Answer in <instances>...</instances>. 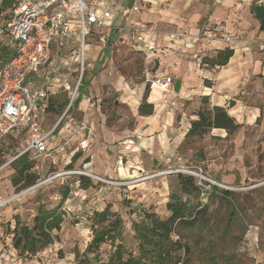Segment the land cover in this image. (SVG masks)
<instances>
[{
    "label": "rangeland",
    "instance_id": "374dc122",
    "mask_svg": "<svg viewBox=\"0 0 264 264\" xmlns=\"http://www.w3.org/2000/svg\"><path fill=\"white\" fill-rule=\"evenodd\" d=\"M2 2L3 0H0L1 57L7 53L2 49L5 42L3 39L6 38L3 31L5 15L7 12L9 14L13 6L3 10ZM113 41L107 43L105 62L98 68H96L97 63L92 62L97 49L90 45L87 51L88 61L96 69H91L90 72L87 70L84 79L89 74L92 78L98 77L97 81L90 83L88 88L94 95L93 99L100 102L94 108L96 112L94 109L91 111L88 109L86 112L88 117L85 118V113H82L80 119L99 128L107 127L116 131L131 130L135 127L136 118L132 115L130 106L120 96L121 90L117 88V84L114 86L112 83L109 84V81L120 78L130 87L149 84L151 92L152 81L156 80L151 73L156 66L122 38L117 36ZM262 57L258 55L255 61H251L248 65L250 82L238 85L239 90L235 96L233 91L236 90L237 85L233 89L229 88L232 92L225 91L234 96L227 102L226 108L242 125L236 133L228 134L223 130H212L204 137L185 138L175 155L169 157V161L158 165L154 163L153 158L134 157L139 154L140 149L137 136L120 140L112 145L120 147V151H123L120 156L123 157L124 162L119 155L118 160L123 162L125 173L118 169H116L117 174L116 172L103 175L94 173L105 181L101 182L90 177L93 186L86 190L78 189L76 176L56 179L2 208L0 248H9L7 245L16 218L19 219L20 224L32 226L38 207L44 205L47 209L57 208L60 200H56L55 196L62 194L66 186L71 188L72 193L61 209L64 213L61 230L56 242L41 254L43 260L47 258L46 256L54 258L53 264L59 259H66V262L71 261L73 264H101V261L103 264L107 263L113 252L112 243L102 245L97 252L87 251L93 239L88 217H92L94 212L102 211L107 206L123 219L121 242L126 248L136 250L137 242L132 224L139 220L138 217L143 210L153 211L162 219L169 217L167 203L173 194L182 197L183 200H190L196 212L191 227L189 229L180 227L174 235L175 239H181L188 246L186 253L180 252L184 264H214L212 261L214 255H221V258L215 261L218 264H225L226 259H223V256H230L234 264H264V59ZM83 89L84 87H81L79 92L82 93ZM153 90L154 93L163 92L155 87ZM61 96L65 94L59 95ZM231 103L234 104L233 107H230ZM51 104L52 102H49V105ZM68 105L69 101L55 100L53 105L55 110H48L51 115L47 123L51 125ZM211 107L209 102L207 108ZM200 108L201 103L196 107L189 102L183 107L185 113L179 117V120L182 117L190 121L191 118L196 119L194 115ZM27 139L28 135L24 133L15 138H6L1 143V200L26 190L18 191L10 186L9 182L16 173L13 168L17 161L16 157L25 148ZM27 154L36 157L34 153ZM130 158L137 165L143 166L147 174L126 170L133 167L127 165ZM38 163L39 169L36 171L40 175L39 178L43 179L49 173V164L43 162L40 157ZM75 166L78 170H84L77 163ZM64 167V164H61L58 168ZM119 167L121 165L117 168ZM132 170L135 171V167ZM179 173L193 176L200 190L190 197L184 195L177 178ZM154 175L157 177H153ZM214 186L219 190L215 191ZM224 190L234 195L226 197L222 192ZM6 192L7 195L3 194ZM75 192L84 195L85 200H81V196H75ZM68 207L71 210H67Z\"/></svg>",
    "mask_w": 264,
    "mask_h": 264
},
{
    "label": "crops",
    "instance_id": "0c3cea01",
    "mask_svg": "<svg viewBox=\"0 0 264 264\" xmlns=\"http://www.w3.org/2000/svg\"><path fill=\"white\" fill-rule=\"evenodd\" d=\"M260 4H264V0H111L101 4L99 9L111 12L112 17L107 21L109 25L106 28L93 30L86 40L85 57L88 71L104 64L107 43L117 36L132 46L128 34L117 31L115 28L127 23L126 12L137 5L139 11L133 15L131 22L153 25L158 31L157 54L148 59L156 66L151 74L156 79L171 78L172 86L168 92L154 93L153 88L151 92L149 91L147 101L154 105V114L142 117L139 116L138 110L144 99L146 86L137 84L135 87H130L120 78L109 81V84L112 83L114 86L117 84V88L121 90L120 96L130 106V111L136 118L133 129L116 131L107 127L99 128L95 124L90 125L80 119L82 113H85L87 118V110H93L100 102L93 99L94 95L88 88L90 83L97 81L98 77L92 78L89 74L81 86L84 87L83 92H79L69 119L62 124L54 138L48 142V146L59 144L66 135L70 134L69 132L75 134L69 148V152L72 150L74 154L67 157L66 163H68L75 155V149L80 140L76 128L81 123H87L94 131L92 145L87 156L83 157L89 158V162L83 166V169L88 172L97 175L115 174L118 169L125 173L124 160L120 156L123 151L112 144L133 136H137V142L140 144L139 154L134 157L153 158L157 165L169 161V157L175 155L179 146L187 138L191 121L195 120L194 118H191V121L185 120L184 117L179 120V117L185 113L183 107L189 102L193 106H199L202 97H209L212 106L226 107L227 102L237 94L238 85L250 82L248 65L251 61L254 62L258 55L263 56L264 59V29L261 26L262 21L256 14V8ZM55 11H62V9L57 8ZM209 24L218 25L216 30L224 33L231 41L227 42L221 38L212 40L202 38ZM66 28V34L58 37L52 45L49 66L35 75L38 88L48 92V98L42 104L40 118L41 126L46 132L51 130L57 120L55 118L51 125L47 123L51 115L48 112L49 102L54 103L61 94L67 96L64 90L65 85L74 86L78 76L79 25L75 20L71 22L68 20ZM185 29L190 30L191 33L188 39L173 38L172 35ZM90 45L97 49L92 59V62L97 63L96 68L87 58ZM228 47L233 48L235 53L226 67L211 68L201 64V58L213 56L218 50ZM205 80L210 81L212 86H206ZM236 85L237 88L233 91L234 96L225 92L226 90L232 92L230 89ZM94 111L96 112L95 109ZM214 131H221V129H214ZM118 155L122 163L118 160ZM80 163L81 160L77 162V164ZM119 165L121 167L117 168ZM127 165H133V167L126 170H132L134 167L136 169L130 172L147 174L146 169L134 163L131 158L127 161ZM9 184L12 186L11 180ZM7 193L3 194L7 195ZM80 198L85 200L84 195ZM67 210H71L70 207ZM46 257V260L51 261L50 264L55 262L54 258ZM56 264L73 263L66 262V259H59Z\"/></svg>",
    "mask_w": 264,
    "mask_h": 264
},
{
    "label": "built area",
    "instance_id": "2783aa9c",
    "mask_svg": "<svg viewBox=\"0 0 264 264\" xmlns=\"http://www.w3.org/2000/svg\"><path fill=\"white\" fill-rule=\"evenodd\" d=\"M107 1L111 0H14L9 14H6L3 28L6 38L3 39L5 42L2 49L7 53L3 57L0 56V146L6 138H15L26 133L28 139L25 148L16 159L27 153H34L35 158L40 157L53 170L44 180L21 193L4 200L0 199V210L24 194L40 189L56 179L85 176L94 177L101 182L105 181L85 169L82 171L58 168L61 164L66 163L67 157L74 154L72 150L69 152V148L75 134L69 132L70 134L55 146H48V142L54 138L62 124L69 119L73 104L84 83V76L88 70L85 57L87 38L93 30L104 29L109 25L107 21L112 17V13L99 9V6ZM57 8H61L62 11L56 12ZM138 11L137 5L130 8L125 14L127 23L115 29L127 33L132 47L148 60L149 57L157 54L158 31L153 25L131 22V18ZM68 20L70 22L75 20L79 25L78 76L74 86L65 85L64 90L68 94L69 105L57 118L51 130L46 132L41 126L40 118L43 110L42 104L48 98V92L38 88L35 75L49 66L52 58V45L58 37L66 34ZM217 27L218 25L209 24L202 34V38L208 40L221 38L230 42L231 39L217 31ZM172 36L176 40H186L191 36V33L190 30L185 29ZM155 84L163 92H168L172 86V79L158 78L152 81V88ZM76 129L80 140L75 152L81 153L83 157L87 156L93 142V128L87 123H81ZM71 161L64 166L69 165ZM36 169L38 170L39 166ZM1 170L2 167H0ZM206 180L211 182L209 179ZM74 195L81 196L79 192H75ZM55 199L59 200L60 197L55 196ZM50 263L51 261L45 258L35 264ZM0 264L27 263L11 247L7 249L2 247L0 248Z\"/></svg>",
    "mask_w": 264,
    "mask_h": 264
},
{
    "label": "trees",
    "instance_id": "16d2710c",
    "mask_svg": "<svg viewBox=\"0 0 264 264\" xmlns=\"http://www.w3.org/2000/svg\"><path fill=\"white\" fill-rule=\"evenodd\" d=\"M13 3L14 0H3V10L10 8ZM261 26L264 29V22H261ZM234 53V49L230 47L218 50L213 56L201 58V64L211 68H223L229 64ZM204 84L208 87L212 86V83L208 80H205ZM149 90L150 85L147 84L144 99L138 110L139 116L142 117H149L154 114V105L147 101ZM58 99L69 101L68 95L58 97ZM209 102V97H202L201 108L195 114L197 118L191 121L190 129L186 135L187 138L204 137L214 129H221L228 134H234L241 128L242 125L230 115L226 107L212 106L207 108ZM53 105L54 103L48 105V110H55ZM233 106L234 104L231 103L230 107ZM58 112H60L59 109ZM38 159L30 157L29 154L17 158L13 167L16 173L11 178L12 186L16 190L27 189L46 178L40 179V175L36 171V167L39 164ZM80 160V168H83L89 162L88 157L83 158L81 153H76L71 163L64 168L74 170L76 169V163ZM52 170L53 168L49 166L48 172ZM76 177L78 189L86 190L93 186L92 181L88 177ZM177 178L184 195L190 197L200 190L193 176H185L179 173ZM213 189L215 191L219 190L216 186ZM63 190L62 194L59 192L60 195H57L60 197L57 208L47 209L44 205L38 207L32 226L20 224L18 218L12 225L14 228L11 229V237H9L7 246L24 258L27 264H35L37 261L42 260V252L53 245L58 238V233L64 221V213L61 209L64 208L63 205L70 197V193H72L69 187L64 186ZM222 192L226 197L234 195V193L227 190ZM167 211L170 215L166 219L160 218L155 212L150 210L140 212L139 220L132 224V231L137 242V248L134 251L126 248L121 242L123 219L118 213L111 211L109 206L102 211H96L92 217H88L91 222L93 239L87 251L97 252L102 245L110 242L113 245V252L110 254L106 264H184L180 252L184 251L186 253L188 246L181 239H175L174 235L180 227L185 229L191 227L195 220V206L190 200H183L182 197L173 194L167 203ZM233 212H235V209H233ZM218 258H221V255L212 257L214 264H218L215 262ZM223 259H226L225 264H234L230 256H223ZM101 264H103L102 261Z\"/></svg>",
    "mask_w": 264,
    "mask_h": 264
},
{
    "label": "water",
    "instance_id": "95a60500",
    "mask_svg": "<svg viewBox=\"0 0 264 264\" xmlns=\"http://www.w3.org/2000/svg\"><path fill=\"white\" fill-rule=\"evenodd\" d=\"M256 14L257 16L260 18V20L262 22H264V4H260L257 8H256Z\"/></svg>",
    "mask_w": 264,
    "mask_h": 264
},
{
    "label": "bare ground",
    "instance_id": "6f19581e",
    "mask_svg": "<svg viewBox=\"0 0 264 264\" xmlns=\"http://www.w3.org/2000/svg\"><path fill=\"white\" fill-rule=\"evenodd\" d=\"M153 87H155V88H157L158 90H160V89L158 88V85H157V84L153 85ZM160 91H162V90H160Z\"/></svg>",
    "mask_w": 264,
    "mask_h": 264
}]
</instances>
